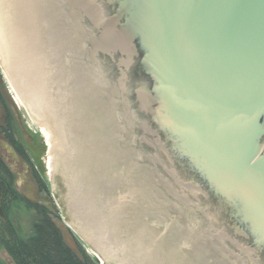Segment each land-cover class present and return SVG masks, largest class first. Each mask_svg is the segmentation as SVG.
Returning <instances> with one entry per match:
<instances>
[{
  "label": "water",
  "instance_id": "water-1",
  "mask_svg": "<svg viewBox=\"0 0 264 264\" xmlns=\"http://www.w3.org/2000/svg\"><path fill=\"white\" fill-rule=\"evenodd\" d=\"M0 64L100 264H264V0H0Z\"/></svg>",
  "mask_w": 264,
  "mask_h": 264
},
{
  "label": "flooded vegetation",
  "instance_id": "flooded-vegetation-1",
  "mask_svg": "<svg viewBox=\"0 0 264 264\" xmlns=\"http://www.w3.org/2000/svg\"><path fill=\"white\" fill-rule=\"evenodd\" d=\"M31 139V141H30ZM35 138L18 109L0 87V237L14 230L29 238L33 225L47 214L57 223L58 210L53 194L34 157ZM44 218V217H43ZM3 241V240H2ZM0 242V264H7ZM9 264H15L9 258Z\"/></svg>",
  "mask_w": 264,
  "mask_h": 264
},
{
  "label": "trees",
  "instance_id": "trees-1",
  "mask_svg": "<svg viewBox=\"0 0 264 264\" xmlns=\"http://www.w3.org/2000/svg\"><path fill=\"white\" fill-rule=\"evenodd\" d=\"M1 81V80H0ZM29 238H22L12 230L0 242H3L12 262L15 264H100L93 259L84 247L78 243L72 248L64 239L58 224L41 213ZM44 217V218H43ZM3 240V241H2Z\"/></svg>",
  "mask_w": 264,
  "mask_h": 264
},
{
  "label": "rangeland",
  "instance_id": "rangeland-1",
  "mask_svg": "<svg viewBox=\"0 0 264 264\" xmlns=\"http://www.w3.org/2000/svg\"><path fill=\"white\" fill-rule=\"evenodd\" d=\"M0 80H1L0 81V87L4 91V94L6 95V97L12 103H14L16 105L18 112L22 117V121H23V123H25L30 134L35 139H39L38 135L36 134L35 130L32 127V124H31L29 108L17 100L16 91H14L9 78H7L6 72H5L2 64H0ZM30 141H31V139H30ZM38 143H39V141H35V145H33L35 148L34 157L36 160V164L41 169L42 175L45 177L46 182H47L48 186L50 187V190H51L53 197L55 199V202L57 204L56 207H57L58 215H59L58 220H57L58 227L61 229L62 234L64 235L65 241L72 248H76L77 244L80 243L84 247L86 252L90 255V257L95 259L94 254L91 250V247L88 243V240H81L80 237L77 235V233L74 231V229L71 227V225L68 222V219L66 217L63 206L61 204V201L59 199L58 193H57L56 188H55V186L57 185L59 180L56 182L51 181L53 166H52V164H50V159H49L48 155L37 150ZM6 253L8 255L6 257V259H7L6 262H7V264H9L8 262H9L10 255L7 252V250H6Z\"/></svg>",
  "mask_w": 264,
  "mask_h": 264
},
{
  "label": "bare ground",
  "instance_id": "bare-ground-1",
  "mask_svg": "<svg viewBox=\"0 0 264 264\" xmlns=\"http://www.w3.org/2000/svg\"><path fill=\"white\" fill-rule=\"evenodd\" d=\"M3 67H4V70H5V72H6V75H7V78H9V80H10V75H9V70H8V66H5V65H3ZM10 82H11V80H10ZM12 85V84H11ZM14 89V88H13ZM14 91H16L15 89H14ZM16 96H17V100L18 101H20L21 103H23L24 105H26V103L24 102V100H23V98L21 97V95L16 91ZM27 106V105H26ZM50 164H51V161H50Z\"/></svg>",
  "mask_w": 264,
  "mask_h": 264
}]
</instances>
